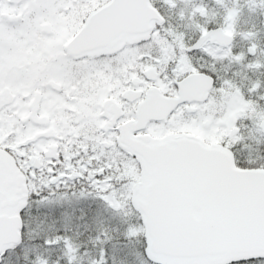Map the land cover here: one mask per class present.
Returning a JSON list of instances; mask_svg holds the SVG:
<instances>
[{
  "label": "snow or ice",
  "instance_id": "snow-or-ice-1",
  "mask_svg": "<svg viewBox=\"0 0 264 264\" xmlns=\"http://www.w3.org/2000/svg\"><path fill=\"white\" fill-rule=\"evenodd\" d=\"M38 2L0 0V26L7 10L21 13L8 22L21 28L24 11ZM180 2L191 7L181 8L178 19L200 33L190 43L156 0L46 3L86 24L84 33L64 36L73 38L69 47L120 44L127 36L155 45V56L149 51L119 63L125 76L141 77L122 81L141 89L135 101L150 97L159 114L125 138L117 125L137 113H123L108 131L100 129L98 140L77 137L55 154L40 152L39 160L20 154L25 145L9 148L12 135L3 138L0 121V152L15 164L0 165V264H264V81L237 82L239 71L221 76L215 67L227 60L258 71L264 49L256 32L237 31L238 0H214L223 9L215 28L203 0ZM159 3L178 7V0ZM244 3L264 14V0ZM81 6L86 15L78 14ZM236 35L249 42L246 51H233ZM145 64L151 74L142 71ZM192 79L201 82L197 93L189 91Z\"/></svg>",
  "mask_w": 264,
  "mask_h": 264
},
{
  "label": "flooded vegetation",
  "instance_id": "flooded-vegetation-1",
  "mask_svg": "<svg viewBox=\"0 0 264 264\" xmlns=\"http://www.w3.org/2000/svg\"><path fill=\"white\" fill-rule=\"evenodd\" d=\"M40 1L48 3V0ZM46 8L41 6L39 9L41 11ZM88 11L86 6L85 8L81 6L78 14L83 16ZM48 12H45V15H53V17H49L40 25L41 30L43 25L47 27L45 33L50 32L48 36L53 35L52 32H57L58 27L77 31L82 25L79 20L73 22L71 15L66 16L63 12L56 11ZM165 16L175 31L184 34L186 42L190 43L199 37L200 33L191 26L189 21H180L175 13ZM199 22L204 23L205 20L200 18ZM66 41L62 38L60 43L49 46L33 60L29 59L30 55L26 58L25 54L23 60L17 64L0 67V74L4 80L7 81L9 71L16 67L22 68L28 82V91L22 93L20 97L24 100L23 125L27 134L31 132V135L25 134L24 139L16 143L8 142V147L15 150L18 145H25L19 149V152L20 154L27 152L32 160H39L40 152H44L45 155L55 154L58 147L76 143L77 137H82L89 142L98 140L100 129L108 131L116 118L123 113L132 110L137 113L135 120L124 119L117 125L123 135H130L131 128L138 127L147 120L143 119L140 113L142 115L143 102H147L148 98L135 101L134 98L141 89L132 86L137 81H141V77L136 72H130L125 76V66L119 63V60L126 56H148L149 51L155 56L159 51L155 45L150 42L137 44V37L127 36L120 44H107L104 52L95 51L92 54L77 56L65 50ZM242 43L244 42H241L236 35L231 42L233 51H244ZM191 59L200 63L199 53H193ZM203 59L207 60V58ZM131 66L129 64V67ZM215 67L221 76L225 75V70L229 76L233 71H239L240 75L235 77L237 82H240L244 76L251 80L258 78L264 81V68L248 71L235 64H229L227 60L217 62ZM142 71L151 74V65L145 64ZM123 80L131 81L132 84L125 85L122 83ZM6 81L0 88L1 100H5L8 96L7 92L4 94L6 88L18 97V93H15ZM243 83L247 85L248 81L243 80ZM200 85L199 79H192L188 85L189 91L197 93ZM36 95L39 97L37 110L31 108L32 100ZM151 104L159 109L153 101ZM5 107L7 106H2L0 111ZM101 117L104 118L101 119ZM130 170L134 171V167H130Z\"/></svg>",
  "mask_w": 264,
  "mask_h": 264
},
{
  "label": "rangeland",
  "instance_id": "rangeland-1",
  "mask_svg": "<svg viewBox=\"0 0 264 264\" xmlns=\"http://www.w3.org/2000/svg\"><path fill=\"white\" fill-rule=\"evenodd\" d=\"M39 3L46 6L47 2L40 1L37 4ZM34 5L24 11L25 20L21 28L10 27L6 19L4 24L0 26L2 28L0 30V67L17 64V62L23 60L25 54L26 58L30 55L29 59L33 60L34 57L42 54L49 46L60 43L61 39H64V36L70 31L64 27H58L57 32H52L53 35L48 36L45 31L41 30L40 25L41 22L49 19V17H53V15L46 16L45 12L54 13L55 9L47 7L38 12L33 11L31 19H29V11L33 10ZM5 7L7 9L8 6L6 5ZM82 7L85 8V6ZM5 12L21 14L20 12L7 10ZM5 81L0 74V88ZM6 82L15 93H18V97H14L12 101H8L0 107L1 110L2 106H7L0 111V121L3 122L2 136L7 138L11 134L12 138L8 142L16 143L22 141L25 134L31 135V132L27 134V130L23 125L24 100L20 97L22 93L28 91V82H26L22 68L17 69L16 67L9 71Z\"/></svg>",
  "mask_w": 264,
  "mask_h": 264
},
{
  "label": "trees",
  "instance_id": "trees-1",
  "mask_svg": "<svg viewBox=\"0 0 264 264\" xmlns=\"http://www.w3.org/2000/svg\"><path fill=\"white\" fill-rule=\"evenodd\" d=\"M231 0H229V3ZM204 5L208 9V20L210 21L208 26H216L221 23L222 16H223V9L215 4L214 0H203ZM238 3L243 5V10L239 16L238 22H237V31H247L251 30L257 33L256 42L258 43L259 47L262 49L264 48V14H262V11L257 8L255 11H249L247 5H245L244 0H238ZM258 3V0H257ZM156 4L158 7H161V11L167 15L169 13H175L177 14L181 8H185L186 12L187 9H190L191 5H185L184 3L180 2L178 0V7L175 10H169L162 5H160L159 0H156ZM41 6H44V4H35V8H40ZM213 13L215 14L213 16ZM31 14V13H29ZM200 19V18H197ZM187 21V20H185ZM184 22V21H182ZM239 39H241V42L243 45V50L246 51V49L249 46V42L247 40H243L239 35ZM1 38V36H0Z\"/></svg>",
  "mask_w": 264,
  "mask_h": 264
},
{
  "label": "water",
  "instance_id": "water-1",
  "mask_svg": "<svg viewBox=\"0 0 264 264\" xmlns=\"http://www.w3.org/2000/svg\"><path fill=\"white\" fill-rule=\"evenodd\" d=\"M18 15H11L8 13H4V17H6L9 21L15 20V18ZM87 26L86 24H82V26L79 28L77 31L78 34H82L86 31ZM73 43V38L71 37L66 43H65V49L67 52L73 55L81 56L84 54H92L94 51H104V48L106 47L107 44H103L101 46L100 42L97 41H81L79 43L73 44L72 47H69V44ZM92 49L90 52L89 50ZM5 92V91H4ZM13 99V96L10 95L8 99H6V102L11 101ZM152 99L149 97L147 99V102H143V108H142V115L140 113V116L143 117V119H147L150 116H154L159 114V109L153 106L151 104ZM154 103V102H153ZM1 104V102H0ZM33 113V110H32ZM125 138L127 135H124ZM0 165L8 168V169H15V164L14 161L11 158V155L7 152H0Z\"/></svg>",
  "mask_w": 264,
  "mask_h": 264
}]
</instances>
